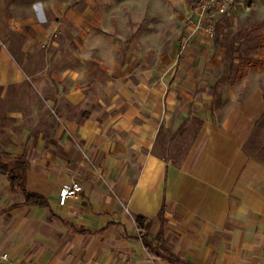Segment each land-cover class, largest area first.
I'll return each instance as SVG.
<instances>
[{
	"label": "crops",
	"instance_id": "obj_1",
	"mask_svg": "<svg viewBox=\"0 0 264 264\" xmlns=\"http://www.w3.org/2000/svg\"><path fill=\"white\" fill-rule=\"evenodd\" d=\"M36 8L0 27V91L29 108L6 114L0 159L21 160L46 204L0 174V264H264V93L217 105L227 68L204 31L171 63L102 65L82 12ZM43 47L52 65L35 67ZM72 181L83 189L61 205Z\"/></svg>",
	"mask_w": 264,
	"mask_h": 264
},
{
	"label": "rangeland",
	"instance_id": "obj_2",
	"mask_svg": "<svg viewBox=\"0 0 264 264\" xmlns=\"http://www.w3.org/2000/svg\"><path fill=\"white\" fill-rule=\"evenodd\" d=\"M194 1L0 0V27L7 30L12 18H28L30 14L41 13L42 10L36 8L39 2L45 4L48 11L50 6L59 4L83 13L90 27L88 50L95 64L114 65L122 60L123 55L134 54L136 59L155 66L171 63L176 58L187 29L191 30V35L204 31L202 27L210 24L213 25V36L204 32L211 40V48L222 52V63L227 68V74L220 80L219 90L215 91L217 105L221 108L223 100L242 101L253 90L264 93V0H240L232 6L228 15L213 18L211 22L203 19L200 22L202 27L193 32V24L199 21ZM30 6L32 10H29ZM23 38L18 35L16 39L22 43ZM46 52L44 47L34 52L35 67L41 66L42 61L52 65ZM73 57L68 54L62 62L72 64ZM19 60L25 61L22 58ZM28 60L33 61L32 58ZM22 92L20 89L5 95L4 91H0L2 137L9 136L12 125L6 114L11 110H29L23 106ZM258 138L261 144L264 141V122Z\"/></svg>",
	"mask_w": 264,
	"mask_h": 264
},
{
	"label": "built area",
	"instance_id": "obj_3",
	"mask_svg": "<svg viewBox=\"0 0 264 264\" xmlns=\"http://www.w3.org/2000/svg\"><path fill=\"white\" fill-rule=\"evenodd\" d=\"M240 0H195V13L198 15V23H194L193 32L196 29L201 28L200 22L203 19H207L208 22H211V19L224 17L228 15L230 9L234 4ZM202 29L207 32V34L213 36V25H206ZM83 189L82 185L78 181H72L71 183H64L59 189V203L64 205L69 199L74 198L81 190ZM142 228L139 227V230Z\"/></svg>",
	"mask_w": 264,
	"mask_h": 264
},
{
	"label": "trees",
	"instance_id": "obj_4",
	"mask_svg": "<svg viewBox=\"0 0 264 264\" xmlns=\"http://www.w3.org/2000/svg\"><path fill=\"white\" fill-rule=\"evenodd\" d=\"M263 41V40H262ZM19 168L17 167H11V165L0 159V174H8L9 180L16 190H19L23 192L25 196V203L26 204H32V205H45L46 200L44 197L28 192L25 187V176L24 172L26 170L25 166L22 164V161L20 160L19 162ZM136 222L139 224L140 228H144L143 222L144 218L143 217H136ZM141 229V238L143 239V242L145 244V247L147 250L150 251V245L146 241V235L143 234V231Z\"/></svg>",
	"mask_w": 264,
	"mask_h": 264
}]
</instances>
